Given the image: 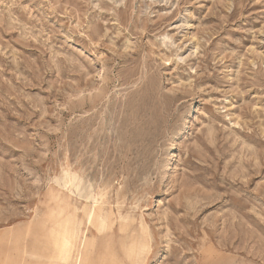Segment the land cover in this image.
I'll use <instances>...</instances> for the list:
<instances>
[{
  "label": "rangeland",
  "instance_id": "374dc122",
  "mask_svg": "<svg viewBox=\"0 0 264 264\" xmlns=\"http://www.w3.org/2000/svg\"><path fill=\"white\" fill-rule=\"evenodd\" d=\"M77 262L264 264V0H0V264Z\"/></svg>",
  "mask_w": 264,
  "mask_h": 264
},
{
  "label": "bare ground",
  "instance_id": "6f19581e",
  "mask_svg": "<svg viewBox=\"0 0 264 264\" xmlns=\"http://www.w3.org/2000/svg\"><path fill=\"white\" fill-rule=\"evenodd\" d=\"M90 202V201H89ZM67 256L65 255V256H63V260H65V261H67ZM65 264V263H64ZM77 264H78V262H77ZM79 264H81V263H79Z\"/></svg>",
  "mask_w": 264,
  "mask_h": 264
}]
</instances>
